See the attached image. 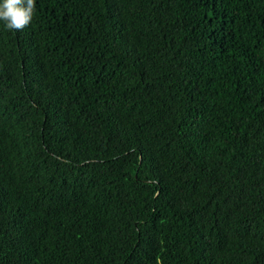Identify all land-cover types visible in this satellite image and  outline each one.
I'll list each match as a JSON object with an SVG mask.
<instances>
[{
	"label": "trees",
	"instance_id": "obj_1",
	"mask_svg": "<svg viewBox=\"0 0 264 264\" xmlns=\"http://www.w3.org/2000/svg\"><path fill=\"white\" fill-rule=\"evenodd\" d=\"M0 264H264V0L0 21Z\"/></svg>",
	"mask_w": 264,
	"mask_h": 264
},
{
	"label": "clouds",
	"instance_id": "obj_2",
	"mask_svg": "<svg viewBox=\"0 0 264 264\" xmlns=\"http://www.w3.org/2000/svg\"><path fill=\"white\" fill-rule=\"evenodd\" d=\"M34 0H0V21L10 30H20L32 19Z\"/></svg>",
	"mask_w": 264,
	"mask_h": 264
}]
</instances>
